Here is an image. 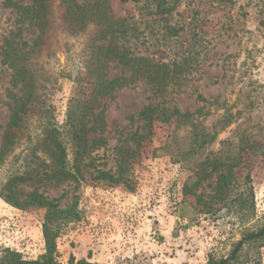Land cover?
<instances>
[{"label":"rangeland","instance_id":"1","mask_svg":"<svg viewBox=\"0 0 264 264\" xmlns=\"http://www.w3.org/2000/svg\"><path fill=\"white\" fill-rule=\"evenodd\" d=\"M3 5L0 0V147L10 119L8 91L21 94L20 84L12 87L14 72L3 63L1 48L14 33L15 41L27 43L19 47L30 50L36 35L35 27L17 25L15 9ZM157 5L173 9L150 13ZM109 9L113 18L126 19L128 31L113 42L129 56L168 65L174 79L157 99H152L151 86L143 78L98 99L93 114L101 113V122L90 117L96 130L89 134L88 145L100 141L84 154L77 179L47 185L27 182L15 189H36L60 208L76 203L79 219L64 227L56 240L59 264L71 259L93 264H207L209 257L225 258L243 234L264 224V0H109ZM18 26L23 28L17 37ZM58 26L56 20L53 33L32 46L25 64L36 80V112L47 111L61 123L69 100L87 94L81 70L78 82L84 95L76 94L77 74L71 65H84L80 51L89 35L79 36L71 48L75 56L67 61L65 42L73 40L65 41ZM103 72L108 79L131 75L113 61L105 62ZM149 103L194 114L193 121L207 129L226 112L234 116L197 159L202 162L207 155L233 166L224 194L216 192V175H208L211 167L199 174L192 159L176 161L172 137L182 141L190 120L173 116L166 123L155 121L148 134L142 129L138 114ZM32 120L19 134L16 153L27 137L40 131V123ZM135 132L146 136L136 137ZM10 158L0 169V255L9 251L33 261L44 254L45 210L15 207L4 199ZM185 184L192 190L186 196ZM19 193L22 201L25 196ZM183 200L188 204L186 218L178 216ZM236 264H264V245H245Z\"/></svg>","mask_w":264,"mask_h":264},{"label":"trees","instance_id":"2","mask_svg":"<svg viewBox=\"0 0 264 264\" xmlns=\"http://www.w3.org/2000/svg\"><path fill=\"white\" fill-rule=\"evenodd\" d=\"M30 4L20 5L16 0H4V7H13L16 11L15 23L17 25L25 24L27 27H35L36 35L32 46L39 45L42 40L47 39L52 33V26L57 20L58 32L63 39L73 40L70 45L65 42V52H67V61H72L75 56L73 44L78 41L79 36L89 35L86 43L80 51L83 66L79 63L74 66L75 85L79 90L76 92L84 95L81 91V85L78 82L80 70L85 73L84 86L87 94L82 99L73 96L65 109L64 119L61 123L53 120L51 113L47 111L43 114L36 112V80L33 72L29 69L25 60L33 52L30 50L23 51L26 42L22 38L15 41L14 33L10 38L5 39V44L1 51L3 54V63L8 64L13 69L14 76L12 79L13 88L20 84V95L8 91L10 104V119L6 124L5 134L0 147V169L7 164L9 157L13 161L11 170L8 171L7 179L3 185L6 193L4 199L15 207L36 206L45 210L42 223V236L44 242V254L37 260L27 261L18 258L16 255L5 251L0 255V264H59L55 258L56 240L60 232L67 225L76 222L79 219V212L76 203H72L64 208H60L53 200H48L43 193L36 189L28 193L16 190L19 184H60L69 179H77L79 176V165L85 153L95 146L97 141L93 139L91 145H88L89 134L96 130L95 119H100L101 113L93 114L99 98L110 96L117 89H121L131 84L135 78H143L151 86L152 99H157L163 93L165 87L172 82L174 76L168 65L163 63H154L143 57L129 56L128 53L113 40L125 35L127 31L126 19H115L110 14L109 0H29ZM128 1V0H122ZM138 4L140 0H129ZM173 9L171 7H161L157 5L154 11L150 13L164 14ZM153 10V9H152ZM55 15L57 18L55 19ZM16 36H19L22 28L16 27ZM68 44V45H67ZM107 61L116 62L123 69L131 70L130 77L124 78L119 76L108 79L103 72L104 64ZM71 74V73H70ZM38 119L32 120V115ZM177 116L184 121L190 120V126L182 141L173 136V141L177 145L176 161L184 162L192 159L199 174L205 172L207 167H211L208 175H216V192L224 194L232 178L231 164L223 163L214 158L209 159L205 155L202 162L197 159L205 154L206 147L214 140L219 131L229 126L234 116L229 113L223 114L217 124L212 129H207L198 121H193L194 114H180L177 109L170 111L161 103H149L144 106L138 114V119L143 122L142 129L150 131L153 123L168 122L171 117ZM92 117L94 120L90 119ZM39 122L40 131L33 136L27 137L25 147L16 153L20 142V133L28 121ZM99 121V120H98ZM97 121V122H98ZM101 122V119H100ZM92 123V124H91ZM91 124V125H90ZM134 136H138L135 132ZM145 135L138 136L144 138ZM171 138V139H172ZM170 150V143L165 144ZM69 154L73 158L69 159ZM42 156H45L43 158ZM17 164L16 167L14 165ZM237 163H235L236 166ZM197 171V172H198ZM104 177H109L102 173ZM195 183V182H194ZM20 192V193H19ZM192 192L188 184L183 186V195ZM24 195L25 199L19 201L18 195ZM235 199L243 203L242 195L237 194ZM180 218H186L188 204L183 200L180 204ZM258 247L264 245V224L256 231L246 232L242 238L234 245L229 255L225 258L215 259L209 257L207 264H235L238 262L240 254L245 245L256 244ZM67 264H93L87 260L81 259L74 261L69 260Z\"/></svg>","mask_w":264,"mask_h":264}]
</instances>
